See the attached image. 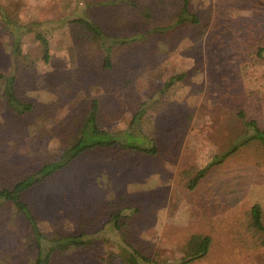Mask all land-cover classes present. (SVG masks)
<instances>
[{"label":"rangeland","instance_id":"374dc122","mask_svg":"<svg viewBox=\"0 0 264 264\" xmlns=\"http://www.w3.org/2000/svg\"><path fill=\"white\" fill-rule=\"evenodd\" d=\"M180 4L0 0V9L50 41L49 61L33 32L24 35L16 53L0 17V74L13 76L18 98L33 105L26 114H13L0 79V185L57 159L92 102H99L98 137L104 144L26 195L48 234H69L83 215L102 214L90 225L96 237L90 248L57 249L55 264H110L123 251L103 215L110 200L139 208L128 241L147 256L181 262L191 233L222 226L209 254L191 264H264V247L256 243L250 221L253 204L264 214L261 148L243 147L190 187L218 154L255 131L238 115L240 108L262 126L264 57L255 51L264 46V0H190L201 23L183 26L174 24ZM77 18L95 23L107 38L135 39H108L113 47L106 67L104 43ZM178 75L184 76L167 87ZM129 128L142 130L145 144L156 145L158 153L128 148ZM14 213L9 203L0 208V264H29L36 249L29 244L27 221Z\"/></svg>","mask_w":264,"mask_h":264},{"label":"trees","instance_id":"16d2710c","mask_svg":"<svg viewBox=\"0 0 264 264\" xmlns=\"http://www.w3.org/2000/svg\"><path fill=\"white\" fill-rule=\"evenodd\" d=\"M179 1L181 4L179 6V10L177 11V18L174 24L181 26L190 24L199 25L201 23V18L195 11H192L190 0ZM144 13L147 15L150 14L147 10H145ZM0 17L12 36L14 51L16 53L20 52L21 42L24 35L33 32L35 37L41 42L43 59L45 61L50 60V41L45 34L35 31L34 27H31L30 24L18 22L16 19L11 17L10 13L3 6H1L0 9ZM74 22L86 28L95 38H98L104 43L108 52V58L105 63L106 67L110 66V53L113 47V45L108 44V39L113 40V43L119 44H126L135 39V37H133L132 40L129 38H107L99 26L85 18H77ZM255 54L258 57H264V46H259L255 51ZM183 76L184 75H178L172 77L166 86L168 87L173 85L175 80L182 79ZM0 79L4 80L3 95L7 101L10 111L15 115H23L30 112L33 105L31 103L22 102L20 98H18L13 76L0 74ZM235 108L239 109V107ZM98 111L99 102L98 100H94L78 132L76 135L70 137L69 141L61 149L60 156L57 159L45 162L34 171L23 175L14 184L0 185V208L6 203L13 205L15 208V216H23L28 223L30 230L29 244L36 249V255L29 264H55V251L57 249L64 251L70 247L90 248L95 241L96 237L94 236L95 234H92L93 228H90V225L91 223H95L97 217H101L102 214H96L95 216L88 218L83 215L80 224L69 234L57 231L53 234H48L41 230L38 224L37 214L31 204L27 202L26 195L29 190L37 187L53 174L64 169L84 152L97 145L104 144V139L98 137L103 134V131L100 130L97 124ZM238 115L243 119L246 126H253L255 131L245 139L240 140L239 143L233 145L229 150L222 154H218V156L215 157V160L205 170L193 178L190 184L191 188H195L201 183V180L208 172V168L221 164L225 160L234 157L237 154L239 155V153L243 151V147L251 149L253 145L259 146L262 150V155L258 160L256 158V160L259 161V165L264 166V120H262V126H260L258 120H249L246 112L241 108L238 110ZM134 123L135 120L132 124ZM126 133L125 145H127L128 148L150 155L158 153L156 145L148 143L145 144V141L146 139L148 140V138L144 137L142 130L135 131L129 128ZM128 209H130L131 212H127ZM103 211V215L106 217L107 223H111L110 227L112 231H114L115 236H119L118 241L120 242L123 250L121 253L115 254L114 258L110 261V264H116V260H118L119 264H170L163 262L157 256H147L128 241V236L131 232L130 230H132L131 219L132 216L139 211L138 207H135L132 204L125 206L121 202L115 203V200H110L107 202V209H104ZM250 221L251 230L253 237L256 239V243L264 247V214L262 206L259 203H255L251 206ZM216 228H218V231H198L191 233L185 239V243L183 242V261L175 264H191L192 262L207 256L215 243L214 240L217 237L215 232L222 231V226H216Z\"/></svg>","mask_w":264,"mask_h":264}]
</instances>
